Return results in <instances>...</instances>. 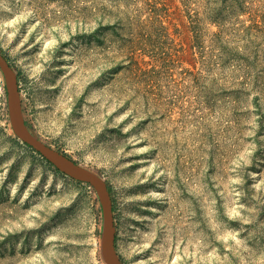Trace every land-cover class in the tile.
<instances>
[{
  "label": "rangeland",
  "instance_id": "374dc122",
  "mask_svg": "<svg viewBox=\"0 0 264 264\" xmlns=\"http://www.w3.org/2000/svg\"><path fill=\"white\" fill-rule=\"evenodd\" d=\"M220 28L243 88L201 59ZM0 51L28 133L109 185L123 264H264V0H0ZM102 232L96 191L15 136L0 70V264H107Z\"/></svg>",
  "mask_w": 264,
  "mask_h": 264
},
{
  "label": "water",
  "instance_id": "95a60500",
  "mask_svg": "<svg viewBox=\"0 0 264 264\" xmlns=\"http://www.w3.org/2000/svg\"><path fill=\"white\" fill-rule=\"evenodd\" d=\"M0 70L5 79L9 118L15 136L61 171L90 185L96 191L101 200L103 210L102 256L107 264H123L116 254L112 200L106 182L100 176L76 163L67 155L36 140L28 133L24 126L20 109L17 76L1 51Z\"/></svg>",
  "mask_w": 264,
  "mask_h": 264
},
{
  "label": "trees",
  "instance_id": "16d2710c",
  "mask_svg": "<svg viewBox=\"0 0 264 264\" xmlns=\"http://www.w3.org/2000/svg\"><path fill=\"white\" fill-rule=\"evenodd\" d=\"M227 35V31L225 29H221L213 35L212 38V44L211 46L206 47V55L204 53L205 48L202 45H198V49L201 53V59L203 61V64L208 65H213L217 68H220L224 71V68L232 61L239 63V68L237 71L240 73L241 71L243 72V76L236 77V81L239 82L240 87H245L247 81V77L250 75V68L253 66L255 69L254 62L250 61L246 56H239V54L234 52V48L228 46V38L224 37L223 35ZM198 38H200V35H197ZM201 40V39H199ZM256 55L254 56V58ZM241 61V62H240ZM236 66V64H234ZM257 74V73H256ZM226 78V77H224ZM241 81V82H240ZM230 83L233 85V82L230 81ZM234 93L240 92L244 93L245 90L236 88ZM70 158V157H69ZM90 186V185H89ZM107 188L110 192L109 185H107Z\"/></svg>",
  "mask_w": 264,
  "mask_h": 264
}]
</instances>
